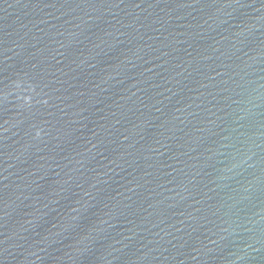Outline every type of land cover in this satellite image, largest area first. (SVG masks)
<instances>
[{
    "label": "water",
    "instance_id": "1",
    "mask_svg": "<svg viewBox=\"0 0 264 264\" xmlns=\"http://www.w3.org/2000/svg\"><path fill=\"white\" fill-rule=\"evenodd\" d=\"M0 264H264V0H0Z\"/></svg>",
    "mask_w": 264,
    "mask_h": 264
}]
</instances>
